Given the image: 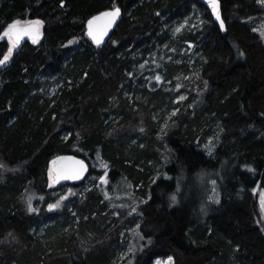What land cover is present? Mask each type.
Returning <instances> with one entry per match:
<instances>
[{
  "label": "trees",
  "instance_id": "obj_1",
  "mask_svg": "<svg viewBox=\"0 0 264 264\" xmlns=\"http://www.w3.org/2000/svg\"><path fill=\"white\" fill-rule=\"evenodd\" d=\"M221 3L226 33L198 0H0V35L44 21L0 76V264H264V39L251 23L264 6ZM115 7L114 35L92 45L87 19ZM64 153L90 165L64 187L103 175L105 189L74 197L75 215L25 210L27 187L54 200L47 166Z\"/></svg>",
  "mask_w": 264,
  "mask_h": 264
},
{
  "label": "rangeland",
  "instance_id": "obj_2",
  "mask_svg": "<svg viewBox=\"0 0 264 264\" xmlns=\"http://www.w3.org/2000/svg\"><path fill=\"white\" fill-rule=\"evenodd\" d=\"M260 3V2H259ZM262 6H264V4L260 3ZM21 21V23H25L26 21H35V20H40L41 19H30V18H25V19H21V18H14V21ZM250 22V21H249ZM251 23L254 24L256 31H258L259 33H261V31H264V16L255 18L251 20ZM12 24V22H6V24H4L2 27L3 29L7 28L8 25ZM42 26V31H41V35L40 38L38 39L41 40L43 37V31H44V21ZM2 29V30H3ZM4 29V30H5ZM261 35V34H260ZM264 39V37H262ZM8 48H9V44H8ZM150 76V75H149ZM148 77V76H146ZM183 99L185 96H182ZM181 99V98H179ZM177 109H174L172 111L176 112ZM101 177H103L107 183L102 182ZM109 183L108 178H106V176L103 175H96L95 177H91L83 186L81 187H72V186H66V187H61L59 189H57V191L52 193L53 196V201H46L47 199V194L43 193V192H37L36 189L32 188H26L23 190L22 192V205L23 207H25V210L29 211V206H31L32 209H35V211H31V212H35V213H52L53 216L57 215L58 217L61 215V213L64 211L65 207L67 204H69V209L71 210L72 215H75L76 210L75 207L73 206V201H74V197L77 196H84L88 191H90L94 186H98L100 189L104 188L107 186V184ZM129 184L125 187V191H127V189H129ZM29 187H31V185H29ZM31 189V190H29ZM71 190V191H70ZM126 193H112V194H106L107 198L109 199V205L111 203H118V205L121 206H130L129 204H127L126 202L124 203V199L125 197L127 198L128 196L125 195ZM264 194V189L261 190L260 195H259V207H260V212H261V217L264 220V211H262L261 208V195ZM62 197H66V199H61ZM31 198V204L29 205V199ZM114 200V201H113ZM60 202V207L59 208H55L52 209L51 211L49 210V205L52 204H56L57 202ZM132 211L135 210L134 206L131 209ZM43 215V218H44ZM51 219V218H49ZM48 219L45 218V221H47ZM51 222L54 220H50ZM48 223V222H46ZM133 237L131 238V240L127 243V245L125 246L124 250L126 249V251H124L122 257H127L129 254L131 253H135L137 252L138 246H139V242L138 240V233L137 231H133ZM171 261H169V257L166 258H157L155 259L153 264H174V259L173 257H171Z\"/></svg>",
  "mask_w": 264,
  "mask_h": 264
},
{
  "label": "snow or ice",
  "instance_id": "obj_3",
  "mask_svg": "<svg viewBox=\"0 0 264 264\" xmlns=\"http://www.w3.org/2000/svg\"><path fill=\"white\" fill-rule=\"evenodd\" d=\"M258 2L264 4V0H258ZM208 3L211 5L213 12L216 15V19L220 20V26L221 28L224 27L223 21L220 19V12H219V4L218 0H208ZM120 16V8L115 7L111 11H105L100 13L98 16H93L88 21V32L87 35L91 37V39L95 42L97 46H100L102 43L104 36L107 34L109 28L112 26V24L115 22L116 18ZM104 20V26L102 28L95 27L98 21ZM21 24V21L17 20L14 21L12 24L8 25L7 29L3 32L4 37H8L11 42V47L8 48V53L3 57V59H0V65H4L9 58L12 56L13 49L16 47V45L19 43L20 37L22 35H29L32 37L33 43L38 42V37L40 35V27L43 24V21L35 20V21H26V27L21 28L19 27ZM179 31V29H177ZM261 36L264 37V31H261ZM14 37V38H13ZM69 43H73L72 41H69ZM243 55V53H241ZM157 80H160V77H156ZM183 99V97H181ZM172 115H175V112L172 113ZM143 131V129H141ZM64 159H74L69 157H58L56 160L52 161L53 168L49 170V178L54 183H59L60 180H78L81 178V175L84 171H86V166L82 160H76L75 165L76 167L71 170H62L56 168V164L58 160H64ZM0 167H3V165H0ZM102 182L107 183V181L101 177ZM213 184H215V181H213ZM71 191V190H70ZM61 199H66V197H62ZM172 201H176V197L172 196ZM216 203H219L218 199H215ZM31 204V198L29 199V205ZM60 202L58 201L56 204L49 205V210L59 208ZM261 208L262 211H264V194L261 195ZM29 211H35V209H32L31 206H29ZM139 227V226H137ZM11 235V234H10ZM171 257H169V261H171Z\"/></svg>",
  "mask_w": 264,
  "mask_h": 264
},
{
  "label": "water",
  "instance_id": "obj_4",
  "mask_svg": "<svg viewBox=\"0 0 264 264\" xmlns=\"http://www.w3.org/2000/svg\"><path fill=\"white\" fill-rule=\"evenodd\" d=\"M200 1L201 3H203V5L208 9V11L210 12L212 18L214 19V21L218 24V26L220 27V29L222 30L223 33H226L227 32V27H226V21L223 17V12H222V3H221V0H218V4H219V12H220V19L223 21L224 23V27L221 28L220 26V20H217L216 19V15L215 13L213 12L212 10V7L211 5L208 3V0H198ZM120 8V7H119ZM114 8H110V9H106V10H103V11H100L94 15H92L91 17H89L86 21V29H85V38L94 46L96 47H99V48H102L104 47L109 41L110 39L112 38V36L114 35V32L117 28V26L119 25V23L122 21V18H123V10L120 8V16L116 18L115 22L112 24V26L109 28L107 34L104 36V39L102 41V43L100 44V46H97L95 44V42L91 39V37H89L87 35V32H88V21L93 17V16H98L100 15V13L102 12H105V11H111L113 10ZM104 23L105 21L104 20H101V21H98L96 26L97 28H102L104 26ZM21 28H24L26 27V24L25 23H21L20 26ZM7 29V28H6ZM5 29V30H6ZM4 30V31H5ZM3 31V32H4ZM41 31H42V26L40 27V35H41ZM3 32L1 33L0 37L3 38V39H6L8 42H9V47H11V42L9 40L8 37H4L3 36ZM40 35L38 37V39L40 38ZM14 38V37H13ZM32 40V37L29 36V35H22L20 37V40H19V43L16 45V47L13 49V53H12V56L9 58V60L4 64V65H0V76L1 74L9 67L12 65V63L14 62V59L17 55V53L25 46V44L29 41ZM8 53V49L7 51L0 57V59H3V57L5 55H7ZM58 157H69V158H74V159H64V160H58L57 161V164H56V168L58 169H62V170H71L73 168L76 167L75 165V161L76 160H82L86 166V171L83 172V174L81 175V178L78 179V180H60L59 183H54L50 180L49 178V170L53 168V165H52V161L53 160H56ZM90 173V165L89 163L83 159L82 157L80 156H77L75 154H72V153H64V154H58L54 157H52L49 162H48V166H47V186H48V189H51V190H54V189H59L61 187H63L64 185H67V184H79L81 182H83L86 177L88 176V174Z\"/></svg>",
  "mask_w": 264,
  "mask_h": 264
}]
</instances>
